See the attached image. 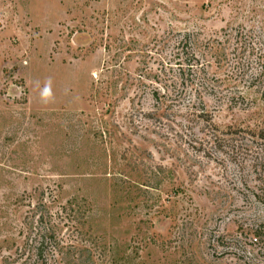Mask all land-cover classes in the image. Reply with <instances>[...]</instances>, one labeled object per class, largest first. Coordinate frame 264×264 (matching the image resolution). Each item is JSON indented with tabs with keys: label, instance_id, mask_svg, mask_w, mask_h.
<instances>
[{
	"label": "rangeland",
	"instance_id": "374dc122",
	"mask_svg": "<svg viewBox=\"0 0 264 264\" xmlns=\"http://www.w3.org/2000/svg\"><path fill=\"white\" fill-rule=\"evenodd\" d=\"M264 0H0V264H264Z\"/></svg>",
	"mask_w": 264,
	"mask_h": 264
},
{
	"label": "trees",
	"instance_id": "16d2710c",
	"mask_svg": "<svg viewBox=\"0 0 264 264\" xmlns=\"http://www.w3.org/2000/svg\"><path fill=\"white\" fill-rule=\"evenodd\" d=\"M258 80H259V82H260V80L264 81V66H261V72H260ZM259 86H260V88H262L263 93H264V83L263 84L259 83ZM261 139L264 140V132H263Z\"/></svg>",
	"mask_w": 264,
	"mask_h": 264
}]
</instances>
